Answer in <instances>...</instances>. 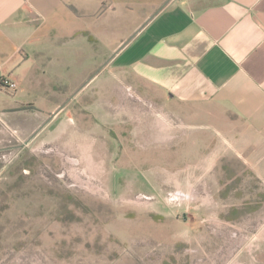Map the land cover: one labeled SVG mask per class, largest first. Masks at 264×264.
Segmentation results:
<instances>
[{
    "label": "rangeland",
    "instance_id": "374dc122",
    "mask_svg": "<svg viewBox=\"0 0 264 264\" xmlns=\"http://www.w3.org/2000/svg\"><path fill=\"white\" fill-rule=\"evenodd\" d=\"M55 103L0 113V264H264V179L198 109L121 69Z\"/></svg>",
    "mask_w": 264,
    "mask_h": 264
},
{
    "label": "crops",
    "instance_id": "0c3cea01",
    "mask_svg": "<svg viewBox=\"0 0 264 264\" xmlns=\"http://www.w3.org/2000/svg\"><path fill=\"white\" fill-rule=\"evenodd\" d=\"M99 69L194 106L264 179V0H0V78L18 84L0 113L46 115Z\"/></svg>",
    "mask_w": 264,
    "mask_h": 264
},
{
    "label": "built area",
    "instance_id": "2783aa9c",
    "mask_svg": "<svg viewBox=\"0 0 264 264\" xmlns=\"http://www.w3.org/2000/svg\"><path fill=\"white\" fill-rule=\"evenodd\" d=\"M0 84L8 86L9 88H12V89H16L18 87L17 82L10 77L0 78Z\"/></svg>",
    "mask_w": 264,
    "mask_h": 264
}]
</instances>
